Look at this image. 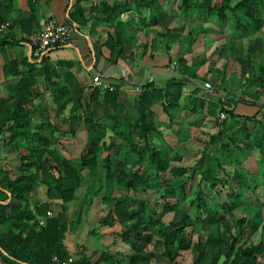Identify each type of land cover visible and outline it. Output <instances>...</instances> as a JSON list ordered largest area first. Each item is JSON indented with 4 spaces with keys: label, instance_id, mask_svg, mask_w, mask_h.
Returning a JSON list of instances; mask_svg holds the SVG:
<instances>
[{
    "label": "trees",
    "instance_id": "1",
    "mask_svg": "<svg viewBox=\"0 0 264 264\" xmlns=\"http://www.w3.org/2000/svg\"><path fill=\"white\" fill-rule=\"evenodd\" d=\"M178 1L180 14L197 21L195 25L186 22L185 37L181 25H172L170 20L163 23L165 7L173 8L171 0H101L95 6L92 0L72 2L66 24L74 22L78 30L91 32L101 15L104 27L112 28L106 38L118 58L132 41L140 39V58L153 59L160 47L166 57L162 68L171 70V64H176L171 78L141 84L131 98L117 85L106 89L77 85L70 64L63 61L56 69L44 57L38 63L18 57L3 64L2 72L10 82L0 98V146L14 155L18 167L14 173L0 161V249L5 252L0 251L1 262L264 264L263 198L248 196L260 187L257 174L264 175V116L258 117L264 109V0ZM86 2L95 11L91 18L85 15ZM3 22L7 21L0 18ZM144 29L151 30L149 37ZM211 31L221 35L214 51L223 47L226 57L221 68H208L199 75L197 68L208 61L209 54L203 51L188 59L184 53H192L200 35ZM178 35L184 52L180 50L174 60L170 45ZM254 40L259 44L258 58L251 57ZM216 74L220 78L214 86ZM234 75L236 88L230 85ZM38 77L47 84L56 113L52 122L36 128L32 87ZM189 84L191 90L183 96ZM68 104L71 115L60 116ZM156 104L168 123L175 122L174 111L181 108L182 121L203 116V130L192 123L182 132L183 122L177 121L175 135L180 142L168 144L152 109ZM238 104L256 111L238 112ZM220 112L226 116L218 121ZM61 124L69 129L61 130ZM75 128L82 130L85 144L77 160L62 153L61 141L68 133L75 135ZM255 152L261 157L255 162L256 171L250 172L244 162ZM117 158H122L124 168L116 169ZM173 158H179L178 164H172ZM235 172L246 180H235ZM192 179L195 185L189 197L186 184ZM38 187H44V195L32 201ZM151 191L154 195L147 199ZM94 197L103 208L98 225L87 236L97 235V229L113 228L111 234L128 247V254L103 250L91 262L81 245L77 254L73 252L79 258H72L66 236L80 229L83 208L91 206ZM71 202H80L81 208L75 217L66 218ZM181 206L187 214L180 223L163 220Z\"/></svg>",
    "mask_w": 264,
    "mask_h": 264
},
{
    "label": "crops",
    "instance_id": "2",
    "mask_svg": "<svg viewBox=\"0 0 264 264\" xmlns=\"http://www.w3.org/2000/svg\"><path fill=\"white\" fill-rule=\"evenodd\" d=\"M107 1L123 2L124 0ZM72 2L73 0H0V18L9 23V26L0 32V41L2 40L4 42L0 45V98L5 95L6 85L10 82V79L4 76L2 66L6 62L18 57H26L29 63H38L41 58L44 57L48 65L53 69L58 68L59 61L69 63V71L76 78L77 85L93 88L96 87L94 84L95 79L102 78L103 81L108 84L117 85L122 92L126 93L128 98H131L139 91V85L151 80L160 83L174 75L173 71L164 70L162 68L166 61L164 53L156 52L153 59L148 56L143 58L139 57L141 54L139 48L140 39L132 41L130 46L126 47L122 57L118 58L115 53H111V43L110 39L106 38V32H111L112 28L104 27L100 22L101 15L97 17L96 27L91 32L88 28H81L78 30L79 26L71 22L69 41L62 46L49 49L41 58L36 57L33 51L29 49V35L52 23L66 24L68 14L71 11ZM90 3L91 2L83 3L87 18H91V16L93 17L95 15V11L90 10ZM146 19L149 22L147 17ZM91 23L92 20H90L89 25H91ZM134 27L137 28L136 25H134ZM142 32L143 34L146 32L145 34L149 37L151 30L144 29ZM135 33L138 35L136 30ZM142 35L139 36L141 37ZM132 56L135 57L132 58ZM62 69L67 68L62 67ZM47 87V84L43 81V77H38L37 83L32 87L37 108V112L33 115V126L36 128H38L42 122H52V117L56 113L53 109L54 103L51 93ZM73 88H75V86H73ZM186 89H188V92L191 90V88H185L184 91ZM188 92L184 95L188 94ZM152 109L156 114L158 123L162 127L161 129L163 130L164 136L165 133H169V136L172 135L170 132L174 134L177 133L179 130V126L176 125L177 121L183 122L180 127L182 132L188 131V124H192V122L189 121L191 117L184 121L181 120L182 108L177 110L173 118L175 122L173 123H168L159 104L154 105ZM262 111L264 114V109ZM62 115H71L70 104L63 109L60 116ZM196 117H198V115ZM201 119L203 120V116H199L200 121ZM203 123L201 125L196 124L195 127L199 126L203 130ZM60 129L68 130L69 126L67 124H61ZM75 129V135H69L68 133L62 136L61 141L63 146H77L79 144L78 138L83 139L82 130L80 131V128ZM165 140H167L166 137ZM190 143H194V140H189V144ZM251 156H256L255 161L259 160L261 157L258 152L253 153ZM257 177L260 180V187L257 191L255 190L254 193L248 192V196H258L259 199L263 198L262 208H264V188L262 187L264 175L260 173L257 174ZM244 179L246 180V177H244ZM253 202L255 203V200H253ZM92 227L93 225H89L86 228V234H81L84 228L80 227L81 232L78 230L76 233L66 236L65 244L72 252L73 259L79 258L78 255H73V252L77 254L80 249L79 246L81 245L87 246L85 253L91 258V262L94 261L103 250L120 252L123 255L129 253L128 247L115 238L111 234L112 230L108 228L102 229L100 232L99 229H97V236H95L96 243H92V246L89 245L88 241L85 242V237L87 236V231ZM80 236L81 240L78 241V237ZM0 264L4 263L0 260Z\"/></svg>",
    "mask_w": 264,
    "mask_h": 264
},
{
    "label": "rangeland",
    "instance_id": "3",
    "mask_svg": "<svg viewBox=\"0 0 264 264\" xmlns=\"http://www.w3.org/2000/svg\"><path fill=\"white\" fill-rule=\"evenodd\" d=\"M171 2L173 4V6H172L173 8L169 9V6L165 7V9L167 11V18L163 21V23H167L170 20V23L172 25H181V31L180 32L182 34V37H185L187 29L189 27V25H187V24L190 22V23H192V25H195L194 23H197V21H195V17L186 18V17H184V16H182L180 14V12L177 9V5H178V2H179L178 0H171ZM183 22H184V24H183ZM186 22H187V24H186ZM148 23H151L150 20H149ZM156 25H158V24H156ZM150 27L152 28L153 25H150ZM263 34H264V31H263ZM200 36H201V41L196 43L193 46V52L192 53H184V54H186V58H188V59L193 58L195 54H199V53H201L203 51L206 54H209L208 61H206V63L204 65H202V66L200 65L197 68V73L199 75H202L203 73L208 71V68H210V69L217 68V67L221 68L220 66L223 63V61H224V59L226 57V54H225V50L223 49V47L221 49H219L218 51H214L215 50L214 48L221 44V35H220V33H218V31L207 32L206 34H202ZM180 39H181V37L179 38V35H178L176 40H174V42H171V45H170L171 46V54L174 57V60H176L178 55H180L179 51L181 50V53H182V51L184 49V45L180 42ZM183 41H185L184 38H183ZM253 44L254 45L251 47V57L258 58L259 57V54H258V49H259L258 41L254 40ZM157 52L158 53L159 52L163 53V50L159 47V49H157ZM175 67H176V64L172 63L171 66H170V69L174 70ZM192 72H193V70L190 69V73H192ZM218 78H220V76L218 74H216V79L213 81L214 83H211V84H213L214 86H217L218 85ZM231 80H232V82H231ZM231 80H230V85L232 87L235 86V88H236V86H238L237 77L234 75V76H232ZM209 82H211V81H209ZM227 83L229 84L228 81H227ZM227 83H226V85H227ZM189 87L191 88L192 86L189 84ZM186 92H188V89L183 91V96H184V94ZM243 109L245 111H247L248 113L256 111L255 107L245 106L243 104H238L237 107H236V110L238 112L244 113L245 111ZM174 113L176 114L177 111H174ZM262 116H264L262 113L260 115L258 114L259 118H261ZM189 121L192 122L193 124H200L201 125L202 119L200 121L199 120V116L198 117L194 116V117H191ZM33 124H34V122H33ZM207 124H209V123H207ZM209 127H210V125H208V128ZM170 133L172 134L171 136H169V133H167V134L165 133V137L167 139L165 141L168 142V144H170V145L178 144L180 142V140L177 143L176 135L173 132H170ZM189 140H193L192 137H190ZM78 143L79 144L77 146L71 145V147H68L70 145H64L63 149H62V153L66 157H68L70 159L77 160L79 155H80V153L83 151V148L85 146V144L83 143V139L82 138H78ZM190 144H192V143H190ZM195 155H197V153ZM0 157H1V160H0L1 163L5 166V168L7 170H10L11 172H14V173L17 172V167L18 166H17V163H16V161L14 159V155H12L8 151L7 148H5V147L2 148L0 146ZM3 158H4V160H3ZM173 159H174V161L172 162V164H178V159L179 158H173ZM255 159H256V156H251L250 155L246 159L247 161L245 160V162H244L245 169H247L249 171H252V172L256 171V163H255L256 161H255ZM185 161H188V159H186ZM183 164H185V163H183ZM124 166L125 165H124V162H123L122 158H117L116 161H115L116 169L117 170L122 169V168H124ZM233 176H234L235 180H244L245 181L243 175H240L237 172H235L233 174ZM194 185H195V181L193 179L188 181L187 184H186V193H187V195L189 197H192L191 190L193 189L192 187ZM44 191H45L44 187L36 188L35 191L33 192V195H32V201L42 198L43 195H44ZM153 195H154V191L153 192L151 191L149 193V196L147 197V199H149ZM142 197H144V196H142ZM176 197H178V194H177ZM170 201H176V198H171ZM80 205H81L80 202H77V203L71 202L69 204L68 211L65 214L66 218L67 217H75L77 215L79 209L81 208ZM184 206H185V204H184ZM102 208H103V206L99 203V200L96 197H94L93 204L91 206H89V207L84 206V208H83V218H84V220H83L82 225H81V227H83L84 229H83L82 232H81L80 229H78L79 232H81V234L82 233L86 234V228L89 225H93V227H96L98 225L96 220L99 218V210L101 211ZM190 211H191V209H190ZM185 214H187V211H186L185 207L181 206L176 212L170 213V214H166L163 217V220L165 222L173 220V222L175 224H178V223H180L181 218ZM262 219L264 221V208H262ZM115 229H117V227H115ZM99 232H100V229H99ZM99 232H98V234H99ZM95 236H97V235L86 236L85 237V240H86L85 242L88 241L89 242L88 244L92 246V243H96V240H95L96 237ZM115 238H118V237L115 236ZM80 240H81V236L78 237V241H80ZM85 247L87 248L86 245H85ZM95 257H96V255H95Z\"/></svg>",
    "mask_w": 264,
    "mask_h": 264
},
{
    "label": "built area",
    "instance_id": "4",
    "mask_svg": "<svg viewBox=\"0 0 264 264\" xmlns=\"http://www.w3.org/2000/svg\"><path fill=\"white\" fill-rule=\"evenodd\" d=\"M101 0H94L91 4L95 6L100 3ZM9 26L8 22L0 23V32ZM71 28L67 24H49L41 30L32 33L28 37V43L36 57L41 58L49 49L56 48L66 44L70 38ZM95 86L101 89H106L111 86L103 81L102 78H96L94 81ZM205 88H210L209 84L204 85ZM225 113L220 112L218 115V121L225 118ZM51 214L48 212L47 216ZM42 225V221L39 222ZM55 260V258H53ZM71 261V259H69Z\"/></svg>",
    "mask_w": 264,
    "mask_h": 264
},
{
    "label": "water",
    "instance_id": "5",
    "mask_svg": "<svg viewBox=\"0 0 264 264\" xmlns=\"http://www.w3.org/2000/svg\"><path fill=\"white\" fill-rule=\"evenodd\" d=\"M29 49H30V51L32 50L31 47H30ZM4 192L7 194L8 198H9V197H10V193H9L8 191H6V190H4ZM8 200H9V199H7L6 202H8ZM0 251H1L3 254H5V252H4L2 249H0ZM24 264H25V263H24Z\"/></svg>",
    "mask_w": 264,
    "mask_h": 264
}]
</instances>
